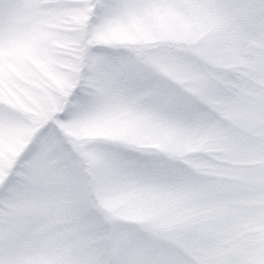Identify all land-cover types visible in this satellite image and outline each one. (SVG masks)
Here are the masks:
<instances>
[{"label": "snow or ice", "instance_id": "1", "mask_svg": "<svg viewBox=\"0 0 264 264\" xmlns=\"http://www.w3.org/2000/svg\"><path fill=\"white\" fill-rule=\"evenodd\" d=\"M0 264H264V0H0Z\"/></svg>", "mask_w": 264, "mask_h": 264}]
</instances>
